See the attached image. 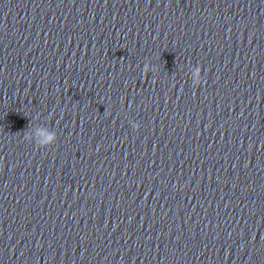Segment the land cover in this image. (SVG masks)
I'll list each match as a JSON object with an SVG mask.
<instances>
[{
  "label": "clouds",
  "instance_id": "obj_1",
  "mask_svg": "<svg viewBox=\"0 0 264 264\" xmlns=\"http://www.w3.org/2000/svg\"><path fill=\"white\" fill-rule=\"evenodd\" d=\"M150 68V66L148 64H145L144 65V71L146 72L148 69ZM195 77H196V84L197 86H199L202 82V80L200 79V69L197 70V72L195 73ZM132 127L134 129H138L139 128V124L137 123H134L132 125ZM39 134L41 135H44L45 138L41 141H36L34 142L35 145L38 147V148H48L52 145H54L57 141V134L56 132H44V131H41ZM24 140L29 142V143H33V141L31 140V137L28 136L27 134L24 135Z\"/></svg>",
  "mask_w": 264,
  "mask_h": 264
}]
</instances>
